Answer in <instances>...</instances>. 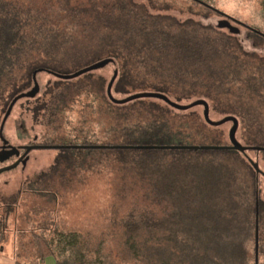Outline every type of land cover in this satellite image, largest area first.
Masks as SVG:
<instances>
[{
	"label": "trees",
	"instance_id": "trees-1",
	"mask_svg": "<svg viewBox=\"0 0 264 264\" xmlns=\"http://www.w3.org/2000/svg\"><path fill=\"white\" fill-rule=\"evenodd\" d=\"M192 1L217 12L215 0ZM45 3L35 10L34 5L0 0V105L28 87L38 68L72 73L111 57L119 65L115 93L160 91L179 102L194 96L208 99L214 109L237 114L246 142H264V57L242 50L235 36L200 21L179 22L173 15L152 13L136 0ZM55 5L61 20L50 15ZM101 91V78L92 72L59 78L34 111L37 116L43 112L51 128L58 113L80 95L92 97L95 110L106 114L110 132L104 147H79V154H105L134 173L148 203L123 215L115 254L76 231H58L47 240L42 258L57 253L58 264H252L246 245L251 239L254 264H260L264 200L247 156L228 149L108 147L221 145L222 131L191 109L183 112L158 99L116 104ZM62 123L55 128L59 134L39 145H86L90 140L83 130L74 128L69 134L58 129Z\"/></svg>",
	"mask_w": 264,
	"mask_h": 264
},
{
	"label": "rangeland",
	"instance_id": "rangeland-1",
	"mask_svg": "<svg viewBox=\"0 0 264 264\" xmlns=\"http://www.w3.org/2000/svg\"><path fill=\"white\" fill-rule=\"evenodd\" d=\"M15 1L34 5L35 10H39L38 5L45 3V0ZM136 1L144 3L152 13L173 15L179 22L194 20L221 29L235 36L242 50L264 57V37L257 38L252 29L233 20L231 24L240 29L239 33L232 32L229 27H219V22L228 18L200 3L192 0ZM263 1L215 0L214 5L219 11L264 34ZM58 10V6L55 5V9L50 10V15L61 20ZM115 61L92 72L94 77L101 78L103 91L100 95L108 101H110L107 95L108 84L115 71L119 70L117 59ZM58 79L45 71L38 74L39 92L35 97H24L16 102L4 126L5 138L11 145L17 147L43 144L44 140H48L47 138L60 133L61 130L55 128L62 121L63 125L58 129L69 134L74 128L83 130V133L90 135L86 145L104 146L102 142L109 135L110 126L106 114L102 111L97 112L96 105L91 104L92 97L84 94V96L80 95L81 99L74 104L71 102L66 111H60L55 117V122L52 123L54 128L52 126L48 128L43 112L38 116L35 114L34 110L38 102L48 99L46 92L48 88L55 86ZM34 86L32 80L29 86L18 94L30 91ZM114 86L115 97L128 96V94L115 93ZM15 96L7 104L4 102L0 105V124ZM199 98L194 96L180 102L190 103ZM208 102L213 120H220L227 115L237 116L234 113L214 109L210 100ZM191 110L196 111L204 120L203 106H196ZM209 126L218 127L222 131V141L219 144H230L229 132L233 127L232 121L221 126ZM244 136L245 129L240 122L237 131L238 140L244 145L264 147V142L249 143ZM3 144L0 138V151ZM77 144L83 143L78 141ZM79 153L76 147L32 148L24 157V163L0 173V218L4 224L3 230L0 231V264H16L17 261L19 264H40L43 259L42 252L47 248V240L51 241L58 231H76L94 246L102 242L101 246L105 253L115 254L120 245V222L123 215L134 207L137 209L145 207L144 204L148 203L145 197L146 189L142 187V183L134 173L127 172V169L107 160L105 154L91 152L85 156ZM248 155L263 171L255 174L259 199L264 200V151L249 150ZM16 160L15 155L9 156L4 161L0 160V168ZM246 245L249 247L254 264L255 241L250 239ZM263 262V257L260 256V264Z\"/></svg>",
	"mask_w": 264,
	"mask_h": 264
},
{
	"label": "water",
	"instance_id": "water-1",
	"mask_svg": "<svg viewBox=\"0 0 264 264\" xmlns=\"http://www.w3.org/2000/svg\"><path fill=\"white\" fill-rule=\"evenodd\" d=\"M214 9L229 19V20L228 19L221 20L218 24L219 27H229L232 32L239 33L240 29L231 24V20H233V21H236V22L244 25L245 27H247L249 29H252L258 33L263 34L262 32L255 30V29L251 28L250 26H247L246 24L237 21L235 18L219 11L218 9H216V8H214ZM115 62L116 61L114 58H111V57L104 58V59H101V60L96 61L94 63H91L87 66H84V67H82V68H80V69H78L72 73L56 72V71L46 69V68L36 69L33 72V80H34L35 86L32 88V90L27 91V92H22V93L18 94L17 96H15V98L12 100V102L10 103V105H9V107L5 113V116L3 118V121H2V124L0 127V136L4 141V145H3L2 149H6V147H7V148H11L13 151H17L20 147V146L17 147V146L11 145L6 139H4V137H3L4 126H5V123L9 117V115L11 114V112L13 110V107L15 106V104L18 100H20L21 98H24V97H34L39 92L40 87H39V83L37 80V74L39 72L45 71V72H48V73L55 75L56 77H58L60 79L72 80V79L78 78L84 74H87L89 72H93L95 70H98V69L104 67L105 65H107L109 63H115ZM117 77H118V71L116 70L113 77L111 78V80L108 84V87H107V95H108L109 99L116 104H127V103H130V102L138 100V99H158V100L164 101L165 103L170 105L172 108L177 109V110H181V111H187V110H190L196 106H203L204 107L203 116H204L205 121L209 125L221 126V125L225 124L226 122L232 121L233 127L231 128V130L229 132L230 144H228V145H206V144L205 145H192V144L191 145L190 144H186V145H138V146L113 145V146H108V147H112V148H148V149H190V150H193V149H196V150H198V149H203V150H208V149L238 150L247 156L248 160L251 162V164L255 168L257 174L263 173V171L259 167V164L256 161H254L248 155L247 151H249V150L264 151V147L263 146H253V145H244L238 140L237 131L239 129L240 122L236 116L227 115L220 120H213L210 116V105L206 99L200 98V99H196L190 103H181L179 101L172 99L170 96H168L167 94L160 92V91H140V92L132 93V94H130L124 98H117L114 96V93H113V86L115 84ZM25 147H26L25 152L21 155V157L18 160H16L14 163L1 167L0 173H2L3 171L15 168L21 162L24 163L25 162L24 157L28 154V152L32 148H62V147L79 148V147H104V146H101V145H96V146L95 145H92V146H90V145H28ZM9 156H11V155L10 154L4 155V153H0V160L4 161Z\"/></svg>",
	"mask_w": 264,
	"mask_h": 264
},
{
	"label": "crops",
	"instance_id": "crops-1",
	"mask_svg": "<svg viewBox=\"0 0 264 264\" xmlns=\"http://www.w3.org/2000/svg\"><path fill=\"white\" fill-rule=\"evenodd\" d=\"M40 264H58V255L57 253L54 254H48L45 256Z\"/></svg>",
	"mask_w": 264,
	"mask_h": 264
},
{
	"label": "flooded vegetation",
	"instance_id": "flooded-vegetation-1",
	"mask_svg": "<svg viewBox=\"0 0 264 264\" xmlns=\"http://www.w3.org/2000/svg\"><path fill=\"white\" fill-rule=\"evenodd\" d=\"M2 151H3L4 155H7V154L9 155L10 154L12 156L13 155L17 156V160H18L21 157V155L25 152V148L24 147H20L19 150L13 151L11 148H7L6 147V149H3Z\"/></svg>",
	"mask_w": 264,
	"mask_h": 264
}]
</instances>
